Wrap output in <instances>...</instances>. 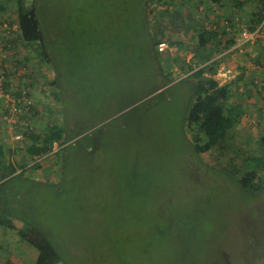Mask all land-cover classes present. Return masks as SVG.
Masks as SVG:
<instances>
[{"label":"rangeland","instance_id":"obj_1","mask_svg":"<svg viewBox=\"0 0 264 264\" xmlns=\"http://www.w3.org/2000/svg\"><path fill=\"white\" fill-rule=\"evenodd\" d=\"M8 2L0 0L7 8L0 22L11 13ZM40 2L52 63L18 43L33 80L42 84L35 91L42 111L37 129L63 123L67 115L92 132L86 148L69 149L75 152L61 180L60 154L42 161L24 142L7 143L30 180L19 215L48 235L63 264H264V169L252 164L263 180L255 194L212 168L213 161L242 166L249 154L264 156V115L244 111L252 118L237 127L230 155L197 153L188 121L192 81L182 59L153 46L156 31L180 49L184 39L172 35L160 11L148 13L142 0ZM193 33L185 39L192 47ZM36 160L42 166L34 169ZM19 239L0 242L7 256L20 250Z\"/></svg>","mask_w":264,"mask_h":264},{"label":"trees","instance_id":"obj_2","mask_svg":"<svg viewBox=\"0 0 264 264\" xmlns=\"http://www.w3.org/2000/svg\"><path fill=\"white\" fill-rule=\"evenodd\" d=\"M244 1L255 4L258 14V18L256 19L260 20L262 18L260 11L261 6H259L258 3L249 0H236L234 2L237 6L244 3ZM10 2L12 6L11 13L1 20L0 25L8 23L10 27H13V25L16 24L18 28L17 32L13 33L10 37L8 34H4L5 31L0 30V39L4 43V49H9L10 51H8V60L9 64L12 65L4 66L8 69L6 73L5 90L7 91L12 86L10 79L19 80L20 84L29 88L27 95L33 97L36 104L33 107L32 115L27 118L31 127L28 126L27 130L24 132L25 139L22 142H24L25 149L31 157L42 158V161L44 158H48L54 154H60L59 160L57 159V165H59L61 180L68 156L75 152L69 149H71V146L76 145L77 148H86L85 140L92 131L91 129L86 130L77 126L69 120L67 115H65L66 119L63 123L52 122L49 123L47 128L43 131L37 129L36 124L41 120L42 111L38 106L39 102L36 99L35 91L38 87L42 88V84H38V82L33 80L32 76L34 72L32 73L31 70H29V57L19 50L18 43L22 41L26 47H30L33 52H36L44 58L43 60L47 64L52 63L51 61L53 59L51 46L45 38V19L42 18L43 10L40 0H9L8 3ZM153 2H157V6L154 5ZM172 2L177 3L174 7L172 6L174 12H170L171 9L167 8ZM207 2L210 6L204 8L203 6L207 4ZM219 3H221V0H148V2L142 0V7L144 10L146 9L148 13L151 12L152 14L153 12L160 11L163 22H165V17L169 14H173L170 19L175 25L178 24L182 26L189 25V22H196V26L193 30L197 36V42L195 43V47L190 45L187 46L188 50L192 49V51H195L194 57L188 61L186 59L188 50L181 53V49L177 46L175 49L176 54L173 56V59L175 56L180 60L182 59L183 62L180 66L181 70L185 73L186 77L192 81L194 86L195 100L191 106L188 121L191 129L194 131L196 152L205 154L217 151L221 155L227 156L230 155L232 151L230 140L234 138L233 135L245 115L244 107V110L243 108L241 111L236 109V112L233 109V107L243 102L245 98L244 95L242 98V94L239 91L242 88L244 76L239 77L237 85L236 82L221 84L219 79L215 77L217 68L220 64L219 60L221 59V57H219L220 55L217 56V54H221L230 48L233 42L236 44L234 39L226 40L223 38L225 37L224 33H226L223 29H227V26H224L222 21H230L232 23L234 22L232 18L237 15L233 12L229 13L227 17L221 15L219 19L224 18V20H219V22L216 21L215 18L213 20L210 19V12H212L214 4L219 7L225 5V3ZM1 11L7 12L4 3L0 4V12ZM208 22L210 26H207L209 25ZM247 24L251 29L256 27L249 22ZM231 27L233 28L235 25L232 23ZM233 30L238 32L237 29ZM162 33V31H156L153 36V46L156 52H158L157 44L165 39L164 36H159ZM263 39L264 34L257 36L254 42H249L239 47L236 46L234 50L245 54L249 45L255 44ZM205 54L206 59L210 58L209 61L205 62L204 59L199 61L198 57ZM20 66L26 68L25 72L21 74L18 73ZM11 68L16 69L11 70ZM28 75L31 77L28 78ZM52 83L56 84V79H54ZM236 94L241 96L236 97ZM260 96L263 97L261 99H264L262 91ZM3 110L4 105L0 104V116ZM0 134H2L0 137L4 138L8 133L5 129H2L0 130ZM55 143H58L57 149H55ZM260 147L264 150V135L261 136ZM14 153L15 148L12 150L5 145V143L1 142L0 138V224L15 228V220L25 221V224L29 227L27 230L21 227L19 235L22 241L32 243L39 250L36 264H63L60 253L48 235L39 228L36 222L34 223V220L28 219L25 214L21 216L18 213L20 208H25L23 197H25L29 190L25 188L23 184L30 180L25 176L28 171L27 167L23 166L16 159L11 158ZM232 154L230 158L236 160V153L232 152ZM54 162L55 161H52V163ZM213 163V169L227 172L232 178L236 179L235 181L243 189L252 191L255 194H258L263 189L262 177L253 166L255 164L263 170L264 156H253V154H249L244 157L242 166L234 163L223 164L218 161H213ZM41 166L42 165L39 163H34L33 166L31 165L34 169L40 168ZM21 178H24L25 181H22Z\"/></svg>","mask_w":264,"mask_h":264},{"label":"crops","instance_id":"obj_3","mask_svg":"<svg viewBox=\"0 0 264 264\" xmlns=\"http://www.w3.org/2000/svg\"><path fill=\"white\" fill-rule=\"evenodd\" d=\"M234 1L236 0H221V3L219 4L225 3V5L222 7H219L218 5L214 4L212 12H210L209 9L211 16L210 19L213 20L215 18V20L219 22V20H224V18L219 19L221 15L227 17L229 13L233 12L235 15H240V17L243 16L242 18L245 17L246 20L249 21L251 25H254L255 22L257 21L256 18H258L255 4L244 1V3H241L236 6ZM208 6H210V4L207 2V4H205L203 7L207 8ZM168 8L171 9L170 12H174L173 7H168ZM172 15L173 14H169L165 17V23L170 28L169 31L173 32L172 35L174 34L176 37H182V39H184L181 42V44H183L186 47L181 49V51L184 52L185 50H188L187 46L189 45L185 41L186 34L188 33V30L192 31L195 26L191 25V27H189L190 24L182 25V26H179L178 24L175 25L170 19ZM208 24L209 25L207 26H210L209 22ZM222 24L224 25L223 21ZM223 31L226 32L224 33L225 37H223L226 40L234 39V37L238 34V32H236L235 30L223 29ZM193 34L195 35V32ZM190 36L193 35L191 34ZM194 37L196 40L197 36L195 35ZM196 42L197 40L194 42L193 47H195ZM170 44L171 47L169 49L171 53H174L175 55L176 54L175 49L177 48V46L175 45V43H173L172 40ZM235 48H236V44H234L233 42L230 48H228L221 54H217V56L220 55L219 57H221V59L219 60L220 64L217 68L216 78L221 81L220 82L221 84H224L226 82H231V83L236 82L237 85L239 77L244 76V81H242L243 82L242 88L239 91L242 95L244 94V96L246 97L243 99L245 110L251 108L253 110H256L257 111L256 113L258 114L262 113L264 115V103H262V105L258 104V97H261L260 96L261 91H262V95L264 96V39L259 42H256L255 44L249 45L247 47V52L245 54L242 52L239 53L235 51L234 50ZM189 50L186 56V59L188 61H190L195 55V53H192V49ZM198 58L199 61L204 59L205 62H208L210 59V58L206 59V54L199 56ZM224 70H228L226 72L228 75L227 77L223 76L225 73ZM248 118H252V116H250V113L245 112V115L242 118L240 124L243 123L244 120ZM0 138H1V142L5 143V145H7L8 142L13 140L12 137L10 138V134H6V137L4 138L0 137ZM14 225L15 228H10L8 226H3L2 224H0V242H6L7 244H10V242H13L12 240H15V238L16 239L20 238L19 230L21 229V224L14 223ZM18 243H20L19 244L20 246H18L20 250H17L15 252L13 250L12 252H10L9 256H7L9 253L8 246L6 248L0 246V264H30V263L36 264L38 258V251L33 248L35 246L28 241L23 242L21 238L19 239Z\"/></svg>","mask_w":264,"mask_h":264},{"label":"built area","instance_id":"obj_4","mask_svg":"<svg viewBox=\"0 0 264 264\" xmlns=\"http://www.w3.org/2000/svg\"><path fill=\"white\" fill-rule=\"evenodd\" d=\"M249 1L256 2L261 6L260 11L262 18L260 20L257 19L254 24V26H256L254 29H251L247 24L249 21H247L245 17L242 18L243 16L240 17V15L232 18L234 20L232 23L235 25L233 28L231 27L232 23L230 21L224 22V26H227L228 30H238V34L234 37L237 47L243 46L249 42H254L257 36L264 34V0ZM17 28L16 24H14L13 27H10L8 23L0 25V30L5 31L4 34H8L9 37L17 32ZM170 47L171 44L167 39H163L157 44V50L160 53L166 52ZM8 51L9 49H4V43L0 39V104L4 105V110L0 116V130L5 129L13 140L16 142L20 140L21 142L25 139L24 132L27 130L28 126H30L27 118L32 115V110L36 101L33 97L27 95L29 88L20 84L19 80L10 79L12 86L7 91L5 90V80L7 78L6 73L8 69L4 66H12L9 64L8 56L10 51ZM15 69L16 68H11V70ZM25 70L26 68L24 66H20L18 73L21 74L25 72ZM227 71L228 70H224V77L228 76L226 73ZM36 162L37 160L35 163Z\"/></svg>","mask_w":264,"mask_h":264}]
</instances>
